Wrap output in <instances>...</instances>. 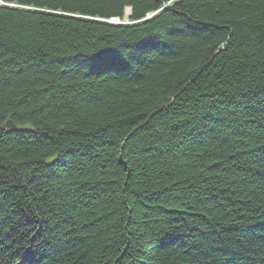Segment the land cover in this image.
Segmentation results:
<instances>
[{"label": "trees", "instance_id": "obj_1", "mask_svg": "<svg viewBox=\"0 0 264 264\" xmlns=\"http://www.w3.org/2000/svg\"><path fill=\"white\" fill-rule=\"evenodd\" d=\"M3 2L0 264H264V0Z\"/></svg>", "mask_w": 264, "mask_h": 264}, {"label": "rangeland", "instance_id": "obj_2", "mask_svg": "<svg viewBox=\"0 0 264 264\" xmlns=\"http://www.w3.org/2000/svg\"><path fill=\"white\" fill-rule=\"evenodd\" d=\"M3 5H6V6H11V7H21L23 8L24 6L23 5H18V4H15V3H2ZM28 8V7H27ZM37 10H41V11H49V10H45V9H37ZM51 12V11H49ZM156 13V12H155ZM58 14H62V12H58ZM64 14V13H63ZM64 15H70V14H67L65 13ZM75 17H81L80 15L78 14H71ZM130 15H131V8L130 7H126L124 9V14L122 17H117V19H114V18H111V19H98L99 21H102V22H106V23H109V24H112V22H115V24H120V23H124V24H131L133 22H136V21H132L130 20ZM152 16V14H150ZM148 15V17L150 16ZM85 19H90L92 20L90 17H87L85 16L84 17ZM113 20V21H112Z\"/></svg>", "mask_w": 264, "mask_h": 264}, {"label": "water", "instance_id": "obj_3", "mask_svg": "<svg viewBox=\"0 0 264 264\" xmlns=\"http://www.w3.org/2000/svg\"><path fill=\"white\" fill-rule=\"evenodd\" d=\"M113 23L115 24V22H112V24ZM120 24H124V23H120ZM4 127H6L9 131H15V130H17L16 125L13 123V121L10 118H8L6 120V122L4 123Z\"/></svg>", "mask_w": 264, "mask_h": 264}, {"label": "bare ground", "instance_id": "obj_4", "mask_svg": "<svg viewBox=\"0 0 264 264\" xmlns=\"http://www.w3.org/2000/svg\"><path fill=\"white\" fill-rule=\"evenodd\" d=\"M113 24H114V23H113ZM105 69H107V68L105 67ZM20 253H21V251H20ZM21 254H22V253H21ZM25 259H26V257L23 255V260L26 261ZM6 260H7V259H5V260L2 262V264H4ZM200 264H207V262H206L205 260H201V263H200Z\"/></svg>", "mask_w": 264, "mask_h": 264}, {"label": "snow or ice", "instance_id": "obj_5", "mask_svg": "<svg viewBox=\"0 0 264 264\" xmlns=\"http://www.w3.org/2000/svg\"><path fill=\"white\" fill-rule=\"evenodd\" d=\"M168 2L171 3L172 0H168ZM2 3H3V0H0V4H2Z\"/></svg>", "mask_w": 264, "mask_h": 264}]
</instances>
